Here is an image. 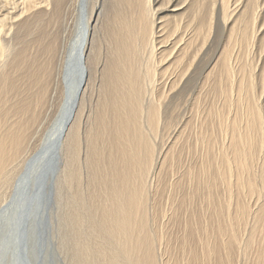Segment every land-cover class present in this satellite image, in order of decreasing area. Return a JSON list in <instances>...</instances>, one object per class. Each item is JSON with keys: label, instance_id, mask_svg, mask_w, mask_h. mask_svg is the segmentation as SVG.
<instances>
[{"label": "bare ground", "instance_id": "obj_1", "mask_svg": "<svg viewBox=\"0 0 264 264\" xmlns=\"http://www.w3.org/2000/svg\"><path fill=\"white\" fill-rule=\"evenodd\" d=\"M59 14L64 29L56 35L50 24ZM222 26L229 27L227 41L208 70L202 60L213 53ZM198 73L204 98L212 92L210 106L198 107L202 117L192 142L183 137L185 118L169 133L170 145H162L163 115L167 128L166 111ZM55 80L58 110L25 156L28 129L40 121ZM263 144L264 0H0V180L12 182L9 199L14 191L22 197L0 212L12 244L28 213L26 199L47 186L48 205L54 204L60 183L72 191L69 206L87 199L90 214L88 233L76 234L75 264H161L155 238L195 198L206 201L196 212L204 219L181 225L183 264H234L258 231L264 244ZM190 146L195 158L184 163L182 151ZM19 157L17 171L5 173ZM168 159L180 169L171 182L163 175ZM179 184L190 189L178 198ZM166 186L171 204L156 214L163 226L153 233L148 192ZM46 208L36 205L26 216L28 236L39 210L47 221ZM78 208L70 216L76 221L83 218ZM13 214L18 224L12 230ZM248 219L250 233L242 240ZM263 253L250 264H264Z\"/></svg>", "mask_w": 264, "mask_h": 264}, {"label": "rangeland", "instance_id": "obj_2", "mask_svg": "<svg viewBox=\"0 0 264 264\" xmlns=\"http://www.w3.org/2000/svg\"><path fill=\"white\" fill-rule=\"evenodd\" d=\"M9 1H12V3H19L21 0H14V1L9 0ZM4 4H6V2ZM57 18H58L57 20L51 21L50 32L51 33L53 32L56 35H61V33L63 32V29H64V24H63L64 21L62 18V14L60 15V17H57ZM218 26H221V24H219ZM228 31H229V27L226 29V32H225L224 26L218 28V33H216V35H215V38H214L215 41L213 42V47L211 48V50H213V53H212V51H210L208 53L209 57L206 55V57L204 56V60H202L203 61L202 64L203 65L205 64L206 69H208V68L210 69V67L213 65L212 63H214V61H215L217 54H219L220 50L223 48V45L227 41L226 35H228L227 34V33H229ZM56 66H59V59H57ZM56 69H57V67H55V73H57ZM206 69L202 70V72L206 71ZM196 75H195V77L196 78L198 77V78L194 79V81L188 85L189 88L187 86L183 90V92H180V94L178 96L179 100L177 99V101H175V103L172 104L168 108L167 111L165 108L166 116L168 115L167 116L168 127L165 128L164 115H163L162 124L160 126V130H161L160 132L161 133H160V136H158L159 139H157L158 142L161 143L162 145L170 143L171 135H169V133L171 131H173L174 128L176 129V127H177L176 123L181 122L185 118H188V127L184 130L183 137L186 136V139L188 140V142L189 143L192 142L194 135H195L196 127L198 125V122H200V118L202 117L201 108H198V107L201 106V104H205L207 106H210V100L212 101V98H211L212 92L210 90V92L208 93L209 94V100H207V97L204 98L205 89L201 88V80H202L203 73H200L197 76ZM58 83L59 82L57 80H55L52 83V86L50 88V90L52 91V93H51L52 98L50 99L49 103H47V105L44 106L43 111H42L43 112L42 117H40L41 119L40 118L38 119L40 121H37L35 124L32 123L28 129L30 132V136L28 137L29 141H27L28 143L26 144V150H25L24 155L27 152H28L27 153V155H28V154H30L36 150L37 146L39 145V143L41 141V137H42L43 132L46 130L48 125L54 120V115L56 114L58 107H59V102H60L59 96L61 95V90L59 88H57V89L55 88L56 84H58ZM54 91H57V92L54 93ZM186 93H188V95ZM188 96H189V98H188ZM175 97H177V96H175ZM184 101L186 102V104ZM9 105H10V101H9ZM39 110L40 109H38V110L36 109V111H39ZM184 124H186V121H184ZM182 142L184 143L183 139L181 140V143ZM192 149H193L192 147L189 150L183 149L182 154H181V161L183 159V161L185 160L184 163H187L191 159L195 158V153L191 152ZM262 151L263 152L261 154V157L263 156V153H264V144L262 145ZM22 158H23V156H22ZM22 158L21 157L14 158L13 161L6 167L7 170H5V173L16 172L17 167H19L21 164L20 161L22 160ZM171 163L173 165V162H171V159H168V163H167L168 166H167V168L163 174V175H167L168 181L174 180L180 174V169L178 170L175 166L170 165ZM177 166H178V164H177ZM148 176L150 179L153 178L152 175H148ZM147 179H148V177H147ZM184 180H186V178H184ZM3 182H4V184H3ZM11 183H12L11 180L10 181H6L5 179L0 180V194H1L0 195V202H1L0 208L2 206H4L7 203V201H9V198L6 195H9L8 192H10V189L12 188ZM185 186H186L185 184L184 185L179 184L178 198L181 195L186 196V193H187L186 191H189L190 187L187 188ZM57 189H60V195H59V197L55 196L54 204L51 200L50 205H48V203H49V198L51 197V193H52L51 187H49V191H48L49 195H48V199H47V203H46V207H47L46 208L47 209L46 214H47L48 218H47V221L45 222V224H46V236H45V240H44V245L46 244L45 247H44V245L42 246L43 247L42 251L39 254L36 253V251H28V249L30 250V248L35 249L36 242H35V240H33L34 237L32 239V236H34V235H31V234L29 235V236H31L30 240L28 238H26V241H25V247H26V251H27L26 258H27V261L31 262V263L29 262L30 264H71V263L75 264L74 258H75V254H76V240H75L76 234L79 235V232L88 233V231H89L88 218H89L90 214H88L89 211H87V213L84 211L85 210L84 204L87 207V199H85L86 202H83V203H81V201H82L81 200L79 203H77L76 206L74 205L75 208L72 209V206H69V203H68L70 196L72 194L71 189L68 190L65 187V185L60 186V183H59V187ZM168 190H170L168 186L165 187V191H163V192H158V189H155V187H152L148 192V197H149L148 202L149 201L150 202L147 203L146 211H147V214L149 216L151 231L153 233H156V232L159 233V227L163 226V225H159L161 223V220H162L161 215H156V214L160 210H163L165 208L170 207L171 202H169L167 200L168 195L170 193V191H168ZM202 191H203V189H202ZM44 193H47V186H45ZM249 203H250V207L252 209H254L256 207V203H257L256 196L252 197L249 200ZM201 205H206V201L202 200V202H201L199 198H195V200L193 199L191 201H188V204L186 206L184 204L181 208H179V211L176 213L178 216H177V219L175 220L176 221L175 223H172L170 220L169 222H166L167 223L166 225L164 224L163 232L165 234H163L162 238L159 236V234L155 238L156 251L158 254L157 260L160 263L162 262L161 264H165V261H166V263H169V264H174V262L176 264H183V262H184L183 257L185 256V254H183L181 252V249L179 247V244H180L179 240H180V237L182 234L181 225L183 224L184 220L187 218L188 219L190 218L189 220L194 221L196 224L197 223L200 224L198 221L200 216H199V214L196 215V212L199 210ZM50 207H51V209L53 207L52 211L49 209ZM76 208H78V209L82 208V211L80 210V213L82 215L81 217H83V218H81L79 221H76V220H73L70 218V216H73V212L75 211ZM183 208H184V211H183ZM203 219L204 218L200 217V221H202ZM6 221L7 220H5L3 218V215H0V250L2 251V252H0V264H11V262H12L10 260L11 259L10 252L7 253V251H5V253H3V249H2L3 244H5L4 241H6V240H4V239H6V235H4V234H6V232H5ZM28 223H30V221ZM251 223H252L251 219H248L247 222L243 224L241 232H240L242 240L245 239L249 235ZM174 225H175V227H174ZM47 226H48V228H47ZM238 227H239V223H238L237 228ZM26 230H27V237H28V226H27ZM81 237H83V235H81ZM177 239H178V241H177ZM256 241H259V242H256ZM242 243H243V241L241 242V247H242ZM253 243L255 245L258 243V245L255 246V245H253ZM253 243H252V245L247 247V249H246L247 253L246 252L242 253L243 251H241V249L239 250L238 254H236V257H235L236 260L234 261L235 262L234 264H250L254 260L253 257L257 256L256 255L257 251H260L262 249L264 251V244H259L260 243L259 231L255 234V240ZM1 245H2V247H1ZM8 245L11 246L10 244H8ZM8 245L6 244V246H8ZM252 247H254L253 248L254 251H253ZM256 249H258V250L256 251ZM243 254H245L246 258L244 257ZM242 256L244 257V259ZM250 256H252V258H249ZM263 257H264V253H263ZM247 258H248V260H247ZM249 260H250V262H247ZM238 261H239V263H238Z\"/></svg>", "mask_w": 264, "mask_h": 264}, {"label": "water", "instance_id": "obj_3", "mask_svg": "<svg viewBox=\"0 0 264 264\" xmlns=\"http://www.w3.org/2000/svg\"><path fill=\"white\" fill-rule=\"evenodd\" d=\"M14 191L11 199H9V201L3 206L0 208V212H2V210L6 209L8 206H10L11 204H15L14 203V198H18V201L19 203L21 202V191L20 192H16ZM47 199H48V196L46 195V193H44V191L38 195L37 193L35 195H32V197H28L26 199L27 201V214H22V218H23V215H24V220L22 219V221L19 223L20 225V233L17 234V239H15L16 237L13 236L12 234V238H13V244L12 242L8 240L4 241L5 244H3V253H5V251H7V253L10 252V255H11V264H30L28 261H27V258H26V254H25V250H26V247H25V241H26V238H27V226H28V222L29 220L27 219L28 217H26L27 215H29L30 211L33 209L34 206L37 205L41 207L44 206L46 203H47ZM36 203V204H35ZM16 205H18V203H16ZM13 207V206H12ZM35 210L32 212V214H34ZM20 215V213H19ZM18 215V216H19ZM9 218V221H10V228L15 229L17 224H18V221L16 220L17 217L16 215H12V217H8ZM33 224L34 225V230H33V234L34 236H32V239L34 237L33 240H35L36 242V247H35V251L36 253H40L42 251V246L44 244V240H45V236H46V220L41 218V214H40V210L37 212V215L34 216V220H32ZM22 231L24 232V235L21 234ZM18 232V231H17ZM11 234V231L7 233V235H10ZM11 236V235H10ZM29 237V236H28ZM17 240V243L18 245L15 246V241ZM6 244H10L11 246H6ZM16 248V249H15Z\"/></svg>", "mask_w": 264, "mask_h": 264}]
</instances>
